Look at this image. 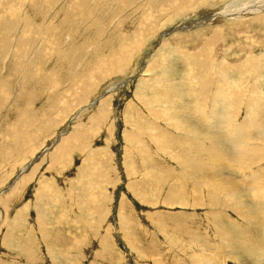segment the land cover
<instances>
[{
  "label": "rangeland",
  "instance_id": "374dc122",
  "mask_svg": "<svg viewBox=\"0 0 264 264\" xmlns=\"http://www.w3.org/2000/svg\"><path fill=\"white\" fill-rule=\"evenodd\" d=\"M185 1L0 0V264H264V36Z\"/></svg>",
  "mask_w": 264,
  "mask_h": 264
},
{
  "label": "bare ground",
  "instance_id": "6f19581e",
  "mask_svg": "<svg viewBox=\"0 0 264 264\" xmlns=\"http://www.w3.org/2000/svg\"><path fill=\"white\" fill-rule=\"evenodd\" d=\"M12 1V0H11ZM174 1V0H173ZM177 1V0H176ZM187 1V0H186ZM185 1V2H186ZM193 1H195V0H193ZM193 1H191V2H193ZM243 1H246V0H233V1H231V2H228V3H225L222 7H226L225 9H223L222 10V12L221 13H218V16L219 17H221V18H223V17H225V16H232V17H235V18H237V19H241V20H243V19H250L251 17H253L252 18V20H249V21H245V20H243L244 22H238V23H235V24H233V25H235L236 27L235 28H238V27H240V26H242V25H244V24H247L248 22H250V24L253 26V25H256V26H258L259 27V32H260V34H259V36H264V32H263V29H264V27H263V23H264V0H249L247 3H243V5H245L246 7H241V8H239V9H235L234 11H237V12H234L233 10H232V7L236 4V5H239L241 2H243ZM171 2H172V0H171ZM190 2V1H189ZM236 5H235V7H236ZM178 6V5H177ZM9 7V6H8ZM234 7V8H235ZM170 9H172V7H169ZM238 10H239V12H238ZM176 11V10H175ZM158 12V11H157ZM258 15V16H257ZM234 22V21H233ZM257 22V23H256ZM260 23H262V24H260ZM251 26V27H252ZM218 29V28H217ZM236 30V33H230V35H229V37L230 38H232V37H234V39H238L239 38V35L241 34V32L240 31H238L237 29H235ZM247 35H248V31H247V33H246V36H245V39H247ZM248 37H249V35H248ZM264 38V37H263ZM255 40V39H254ZM226 42V41H225ZM233 49V48H232ZM258 49V51L259 50H263L264 49V39H262L261 40V42H259L258 43V41H256L255 43H253V46L251 47V53H253L255 50H257ZM216 51V50H215ZM252 55V54H251ZM249 60L251 61V62H253L254 64H255V66L252 68V70H251V73L252 74H249V75H247V77H251V76H253V74L254 73H257V75H256V80H260V83L262 84V86H263V82H262V76H261V73H263L264 72V54H261V55H258V56H255V55H253V56H249ZM163 64V63H162ZM165 65V64H164ZM168 67V66H167ZM164 70V69H163ZM216 70V69H215ZM214 70V71H215ZM207 72V69L205 70V72L204 73H206ZM249 72V70L247 69H244V73L245 74H247ZM203 73V74H204ZM216 73V72H215ZM238 73V74H237ZM208 74V73H207ZM217 75V74H216ZM183 76V75H182ZM204 77H206V76H204ZM237 77V79L236 80H238V79H240L241 77L243 78L244 76L242 75V69H241V67L240 66H238V65H235V67H230V69L229 70H227V71H224V72H222V74H221V76H217V79L219 80V83L221 84V85H223L222 86V91L223 92H228V91H226L225 89L226 88H230V90H234V91H236L235 89H233L234 87V80H235V78ZM246 77V76H245ZM255 77V76H254ZM202 78V77H201ZM185 79V78H184ZM196 79V78H195ZM253 79V78H252ZM7 81V80H6ZM258 82V81H257ZM256 82V83H257ZM11 84V83H10ZM253 84V83H252ZM8 86V85H7ZM196 87V86H195ZM236 87V86H235ZM252 87H254V86H252ZM204 89V90H203ZM202 89V92L204 91V93H205V91H206V88L204 87ZM250 91H251V88L249 89ZM255 89L253 88V91H254ZM198 91V90H197ZM257 91V90H256ZM230 92V91H229ZM201 94V93H200ZM14 94H12V96H13ZM180 96H181V94H180ZM261 96V95H260ZM255 107V106H254ZM41 126V125H40ZM211 130V129H210ZM209 130V131H210ZM261 130V129H260ZM262 131V130H261ZM210 134V133H209ZM245 134V133H244ZM244 134H242V136L244 135ZM211 135V134H210ZM205 136V135H204ZM214 136V135H213ZM245 136V135H244ZM247 136V135H246ZM243 138V137H242ZM193 140V139H192ZM186 141V140H185ZM185 141H184V143H185ZM193 142V141H192ZM190 143V142H189ZM186 144H188V142L186 143ZM185 145V144H184ZM214 147V146H213ZM194 148V147H193ZM253 148V147H252ZM192 149V148H191ZM218 149V148H217ZM194 150V149H193ZM227 150V149H226ZM236 150V149H235ZM191 153V152H190ZM218 153L219 154H222V156L220 157V161H222L221 160V158H228V157H230L231 156V154L230 153H228V152H226L225 150L223 151V150H219L218 151ZM217 153V154H218ZM232 153V152H231ZM234 153V152H233ZM235 154H236V152H235ZM235 154H232V155H234L235 156ZM238 154V153H237ZM241 155H244V154H241ZM217 157H218V155H217ZM216 157V158H217ZM242 157V156H241ZM196 158V157H195ZM195 158L194 159H192V161L193 160H195ZM214 159H215V157H214ZM244 159V158H243ZM240 160H241V158H240ZM198 161V160H197ZM223 161H224V159H223ZM242 161H244V160H242ZM200 162V161H199ZM192 164V163H191ZM198 164V163H197ZM196 164V165H197ZM201 164V163H200ZM204 164V163H203ZM189 165V164H188ZM195 165V164H194ZM202 165V164H201ZM191 167H192V165H190ZM205 167H206V165H205ZM217 167V166H216ZM27 168V167H26ZM197 168V167H196ZM195 168V169H196ZM201 169V168H200ZM208 169V168H207ZM241 169V168H240ZM202 170V169H201ZM200 170V171H201ZM203 171V170H202ZM205 171V170H204ZM212 171V170H211ZM205 173V172H204ZM208 173H210V172H208ZM207 173V174H208ZM219 173V172H218ZM214 176V175H213ZM262 177H264V176H262ZM223 178V177H222ZM217 179V178H216ZM233 179V178H232ZM259 179V178H258ZM260 179H262V178H260ZM224 181V180H223ZM227 182V181H226ZM231 182V181H230ZM218 183V182H217ZM232 183V182H231ZM262 183V182H261ZM233 184V183H232ZM220 185V184H219ZM235 185V184H234ZM221 186H222V184H221ZM254 186H256V185H253V187ZM260 187H261V185H259ZM227 187V186H226ZM232 187V186H231ZM236 187V186H235ZM238 187H240V186H237V188ZM260 187H258V188H260ZM229 188V187H228ZM241 188V187H240ZM253 189V188H252ZM239 190V189H238ZM258 191H259V189H257ZM255 191V190H254ZM240 192V191H239ZM235 193V192H234ZM242 193V192H241ZM259 193V192H258ZM243 194V193H242ZM260 194V193H259ZM263 194V193H262ZM261 194V195H262ZM234 196V195H233ZM232 196V197H233ZM239 197V196H238ZM263 197V196H262ZM260 199H261V197H259ZM230 200V199H229ZM229 200H228V203H229ZM237 200V199H236ZM233 201V200H232ZM241 201L242 202H244V198L243 197H241ZM263 201V200H262ZM234 202V201H233ZM254 203V202H253ZM257 203V202H256ZM227 204V203H226ZM235 204V203H234ZM228 205V204H227ZM236 205H237V203H236ZM230 207V206H229ZM260 207V206H259ZM259 207H258V209H259ZM213 208V207H212ZM225 208V207H224ZM233 209V208H232ZM216 210H218V209H216ZM233 211V210H232ZM239 211V210H238ZM256 212H257V210H252V211H250V210H248L247 209V213H248V215L247 216H249L250 215V218H249V223L250 224H254V226L255 225H257L258 227V230L261 228V227H264V215L262 214V213H260L259 215H257L256 214ZM262 212V211H261ZM239 213V212H238ZM237 213V214H238ZM241 213V212H240ZM261 216V217H260ZM215 217V216H214ZM213 217V218H214ZM263 217V218H262ZM216 218H217V216H216ZM224 217H222L221 219H223ZM258 218H260V221H261V223H262V225L260 226V225H258L259 223H257L258 222ZM226 219V218H225ZM230 220V219H229ZM247 221V220H246ZM223 221H221V223H222ZM217 226V225H216ZM189 230V229H188ZM198 242V241H197ZM211 247V246H210ZM212 247H214V246H212ZM203 248H205V246L203 247ZM262 249H264V247L262 248V247H260L259 248V251H261ZM216 250H218V249H216ZM221 250V249H220ZM223 250V249H222ZM204 251V250H203ZM228 251V250H227ZM258 251V252H259ZM240 253H238V252H233V254H234V260L236 261V263H241V260H239V255L243 252V251H239ZM257 252V253H258ZM247 253H251V255H252V250L251 251H249V252H247ZM216 254V253H215ZM223 254H224V252H223ZM225 254H227V253H225ZM224 254V255H225ZM247 255H250V254H247ZM263 255V254H262ZM215 256V255H214ZM228 256V255H227ZM219 257V256H218ZM214 258V257H213ZM241 258V257H240ZM244 258H245V256H244ZM249 258V257H248ZM216 259V258H215ZM230 259V258H229ZM232 259V260H233ZM243 259V258H242ZM262 258L260 257V259H257V262H258V260L259 261H263V260H261ZM231 260V261H232ZM248 260V259H247ZM244 261H245V259H244ZM249 263V262H248ZM256 263V262H255ZM263 263V262H262ZM261 262L259 263V264H262ZM247 264V263H246Z\"/></svg>",
  "mask_w": 264,
  "mask_h": 264
}]
</instances>
